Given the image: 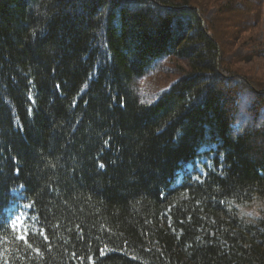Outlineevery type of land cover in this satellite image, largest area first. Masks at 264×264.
<instances>
[{
	"label": "trees",
	"instance_id": "obj_1",
	"mask_svg": "<svg viewBox=\"0 0 264 264\" xmlns=\"http://www.w3.org/2000/svg\"><path fill=\"white\" fill-rule=\"evenodd\" d=\"M263 4L0 0V264H264Z\"/></svg>",
	"mask_w": 264,
	"mask_h": 264
},
{
	"label": "rangeland",
	"instance_id": "obj_2",
	"mask_svg": "<svg viewBox=\"0 0 264 264\" xmlns=\"http://www.w3.org/2000/svg\"><path fill=\"white\" fill-rule=\"evenodd\" d=\"M214 13V10L211 11V15ZM264 19V4H263V17ZM263 34H264V21H263ZM184 64V63H183ZM176 63L173 62L171 58H167L161 61L157 68L149 73L145 77L137 79L136 86L141 98L148 102H155L159 94L171 87L179 77L181 72L178 71ZM257 71V70H256ZM264 208V197L255 201L252 204H247L245 206H240L241 213L247 219H255L260 210ZM23 214V211H18L13 214L20 215ZM25 217V216H24Z\"/></svg>",
	"mask_w": 264,
	"mask_h": 264
},
{
	"label": "snow or ice",
	"instance_id": "obj_3",
	"mask_svg": "<svg viewBox=\"0 0 264 264\" xmlns=\"http://www.w3.org/2000/svg\"><path fill=\"white\" fill-rule=\"evenodd\" d=\"M24 207L30 208L32 206L24 205ZM14 212H15V207L10 208L9 217L0 219V228L4 227L5 222H7L8 225L11 227L12 231L15 233H18V235L16 236L17 239L26 240V233L28 231V229L26 228V221L27 219H30L31 217H24L22 213L20 215L12 216V213ZM45 239H47V236H45Z\"/></svg>",
	"mask_w": 264,
	"mask_h": 264
}]
</instances>
